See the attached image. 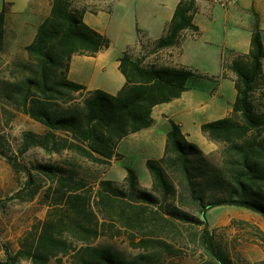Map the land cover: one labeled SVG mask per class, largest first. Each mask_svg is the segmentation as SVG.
<instances>
[{
	"label": "trees",
	"instance_id": "obj_1",
	"mask_svg": "<svg viewBox=\"0 0 264 264\" xmlns=\"http://www.w3.org/2000/svg\"><path fill=\"white\" fill-rule=\"evenodd\" d=\"M197 1L180 0L161 37L147 41L142 35L137 46L122 53L119 70L126 82L117 94H110L89 90L69 79L68 72L74 55L96 56L109 49L111 40L85 21L73 0H52L49 15L24 47L27 59L10 64L0 79V101L7 113H13L6 108L11 107L46 127L43 133L25 131L19 153L40 148L49 155L69 153L85 163H35L30 168L0 139V156L26 177L7 200L41 196L48 206L46 217L25 232L17 249L0 240V264H49L67 255L75 264H154L177 252L174 240L185 230L214 264H233L210 229L207 214L217 206L235 205L264 216V103L256 108L253 101L258 90L264 96V40L258 17L249 51L232 50L231 61L223 55L219 78H227V71L235 74L237 98L231 114L202 125L204 134L224 145L222 165L188 141L181 125L171 120L164 156L147 161L150 189L140 186L137 171L129 166L121 185L99 175L91 180V166L121 160V140L153 125L156 105L181 97L191 78L205 77L187 66L147 61L153 53L179 47L187 30L201 33L194 21ZM8 5L0 11V60ZM122 235L140 249L133 259L110 244L96 243L101 237Z\"/></svg>",
	"mask_w": 264,
	"mask_h": 264
},
{
	"label": "rangeland",
	"instance_id": "obj_2",
	"mask_svg": "<svg viewBox=\"0 0 264 264\" xmlns=\"http://www.w3.org/2000/svg\"><path fill=\"white\" fill-rule=\"evenodd\" d=\"M3 3H6L5 0ZM47 6L44 2L43 7ZM220 6V5H217ZM73 8L87 13L88 19L95 20L96 25L111 40L108 53L112 61H115L129 46L138 43L144 33L145 28L140 17L138 0H73ZM216 21L210 15H200L203 20L204 38L195 41L189 40L186 44L188 58L193 61L194 69L203 73L202 63L198 54L202 52L203 46L206 54L216 56L220 52H225L226 57L231 61L234 57L232 50L236 47L245 46L250 39V28H236L234 21L227 22V11L224 7H217ZM95 15V16H94ZM39 17V16H38ZM33 15L32 11L19 13L18 18L36 23L39 18ZM45 17H41L44 19ZM85 19V18H84ZM15 23L11 19L6 23V44L0 60V79L8 74L10 64L15 61L27 59L24 49L29 42L31 34L37 28H14ZM239 30L238 32L236 31ZM140 30L143 33H140ZM21 32L22 42L17 41L18 32ZM37 31V30H36ZM210 38L213 44L210 47L203 45L206 38ZM264 40V33H263ZM185 48V47H184ZM210 48V49H206ZM203 65H205L203 63ZM198 66V67H197ZM207 67V66H205ZM118 70V69H116ZM119 72V71H118ZM206 77V76H205ZM194 79V78H193ZM196 80V79H194ZM210 79H205L202 84H211ZM200 81V80H197ZM262 89L257 91L253 97L256 108H262L264 96H260ZM75 93L73 96L77 97ZM76 102V101H75ZM5 105L0 101V139L8 144L11 153L17 154L19 161L27 167H32L35 163H68L77 160L78 164L85 162L76 159V156L69 153L64 155H49L40 148H32L24 154L19 153L22 142V134L32 130L43 133L46 127L35 121L30 116L16 111L11 107L13 113L5 111ZM264 135V134H263ZM123 146L121 147L122 151ZM224 145L220 143V148L211 154L210 158L217 165L223 164L222 151ZM122 153V152H121ZM141 154L134 152L123 160L117 161L113 168L108 172L111 165L91 166L92 176H102L108 179L120 180L126 175V166L133 167L138 172L140 186L145 188L151 182V175L146 165L141 162ZM90 166V164H89ZM26 177L23 173H17L7 160L0 156V240L7 242L13 248H18L19 239L28 231L38 220H43L48 213V206L43 204L41 196L31 201H19L17 199L7 200L18 192ZM122 184V181H117ZM97 185H95L96 187ZM7 200V201H6ZM210 229L214 232L216 240L224 246L230 255L233 264H258L264 259V216L235 205H221L212 208L207 214ZM200 228V227H199ZM194 230V229H189ZM96 243H107L112 246L126 259H133L140 253V249L133 247L126 235L116 238L101 237ZM177 252L165 254L161 260L154 264H214L207 255L200 249L198 244L193 241L189 231L174 240ZM3 251L0 250V256ZM20 264H32L30 261H22ZM49 264H75L72 256H61L53 259Z\"/></svg>",
	"mask_w": 264,
	"mask_h": 264
},
{
	"label": "crops",
	"instance_id": "obj_3",
	"mask_svg": "<svg viewBox=\"0 0 264 264\" xmlns=\"http://www.w3.org/2000/svg\"><path fill=\"white\" fill-rule=\"evenodd\" d=\"M5 2L9 4L7 8V24L11 19L15 23L14 28H38L43 21L41 17H47L52 6V0H5ZM44 2L47 4L45 10L43 7ZM179 2L180 0H138L140 17L144 22L141 28H145L143 30L144 33L141 30L140 33H143L145 40H155L164 34ZM4 4L3 1H0V11L3 10ZM197 6L198 13L195 15L194 21L199 26L201 33L197 35L194 31L187 30L179 47H169L153 53L147 57L148 62L161 66H187L199 72L193 68V61L188 58L186 44L189 40L198 41L204 38L202 31L203 20H201L200 15H210L212 18L214 17L212 22H215L216 9L221 6L211 5L208 0H198ZM224 9L227 11L228 23L235 19L236 28H250V32L258 17L264 33V0H237L232 7ZM27 11H32L36 17L39 16V21L31 23L26 19L21 20L18 18L19 13ZM84 18L89 25L103 33L97 27L95 20L88 19L87 13ZM36 30L31 34L26 45L33 41ZM236 31L238 32L239 30L236 29ZM17 41L19 43L23 41L20 31L17 35ZM137 44L136 42L129 47L137 46ZM212 44L211 39L207 37L203 45H206L204 47H210ZM250 46L251 36L245 46H238L233 50L248 52ZM200 47L202 52L197 56L204 67L202 69L203 73H199L206 77L196 78V80L191 78L188 81L189 88L183 92L181 97L156 105L152 111L153 125L126 136L119 143L117 151L123 156L121 160L130 156V154H134V152L141 154L142 158L140 160L146 166L149 159H161L165 154L167 136L171 129V120L180 124L188 141L197 144L207 155L211 156L220 148L219 142L210 139L203 133L202 125L231 114L233 104L237 98V90L233 81L235 74L232 71H227V78H219L223 73L222 63L225 52L222 51L216 56L215 51L213 55L210 54L212 50H208L210 52L206 54L203 46ZM119 57L112 61L108 49L101 51L96 56L76 54L72 57L68 77L87 86L89 90L102 89L110 94H117L126 82L124 75L119 70ZM205 79H210L211 84H202ZM122 146L123 149L120 151ZM117 161L119 160L113 159L111 161L108 172ZM126 175L124 174L123 177L125 178ZM124 178L112 180L123 181ZM151 186L152 178L144 189H150Z\"/></svg>",
	"mask_w": 264,
	"mask_h": 264
},
{
	"label": "built area",
	"instance_id": "obj_4",
	"mask_svg": "<svg viewBox=\"0 0 264 264\" xmlns=\"http://www.w3.org/2000/svg\"><path fill=\"white\" fill-rule=\"evenodd\" d=\"M237 0H208L211 5H220L224 8L232 7Z\"/></svg>",
	"mask_w": 264,
	"mask_h": 264
}]
</instances>
